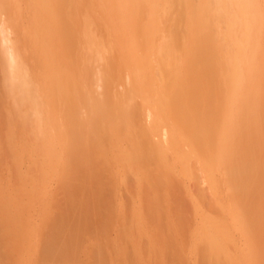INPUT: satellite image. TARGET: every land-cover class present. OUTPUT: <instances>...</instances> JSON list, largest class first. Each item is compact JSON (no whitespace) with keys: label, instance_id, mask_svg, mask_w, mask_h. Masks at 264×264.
<instances>
[{"label":"rangeland","instance_id":"1","mask_svg":"<svg viewBox=\"0 0 264 264\" xmlns=\"http://www.w3.org/2000/svg\"><path fill=\"white\" fill-rule=\"evenodd\" d=\"M75 1L55 3L54 12L66 23V31L60 35L56 29L46 30L47 40L54 41H50L51 47L56 41H64L56 43L63 49L62 63L58 59L60 52L56 58L52 51L55 58L51 55L50 60L59 61H55L56 66L49 62L54 68L53 80L62 77L59 70L55 73L60 64V73L67 68L66 78L75 76L72 67L91 56L84 50L82 37L86 34L97 39L93 44L98 46L96 50L108 57L102 49L109 43L103 16L100 11L94 15L86 6L76 7ZM44 2L0 0V264H211L206 259V219L217 223L231 238L225 254L214 264H228L229 257L238 258L241 264H264V117L256 122L254 113L248 112L264 108L262 91L259 104L246 107L247 113L235 121L233 129L238 133L240 128L244 134L245 142L238 145L262 180L256 178L259 182L255 184L245 174V186L234 191L242 202L234 207L235 201L230 200L224 187L226 180L237 177L234 154L215 156L218 171H223L215 173L217 186L208 168L199 161L191 162L184 172L175 151L165 148L166 123L160 133L150 130L152 109L144 105L143 98L148 96L153 105L160 104L162 101L156 99L158 91L130 97L125 109L115 103L122 95L129 96L126 77L125 83L115 84L104 105L94 99L105 94L95 78L87 82V96L80 99L72 92L73 77H68L66 83L62 78L55 84L51 81L54 92L49 91L36 59L42 48L38 44L41 49L35 52L29 40L37 39V31H45L48 26H44L45 11L40 9ZM177 20L184 19L178 16ZM162 31L166 35L169 29ZM49 44L45 42L44 46L48 48ZM12 56L17 59L14 64ZM156 58L157 53H153V67ZM105 60L94 61L95 67L104 71L108 62ZM10 64L22 69L14 71ZM121 66L120 62L112 67L118 70ZM15 72H19L17 81L22 86L12 78ZM146 78L131 81L138 84L146 82ZM212 93L209 107L203 109L206 116L218 119L223 112L231 113L229 93ZM97 113H114L117 121L132 128L131 133L125 126L119 131L107 130L111 138L100 149L99 138L104 132ZM65 133L72 138L68 143L62 139ZM247 136L253 137L249 143ZM235 137L234 132L229 136L232 140ZM147 142L152 147L166 145L155 155L140 147ZM231 145L236 146L233 141ZM135 147L144 150L136 153Z\"/></svg>","mask_w":264,"mask_h":264},{"label":"bare ground","instance_id":"2","mask_svg":"<svg viewBox=\"0 0 264 264\" xmlns=\"http://www.w3.org/2000/svg\"><path fill=\"white\" fill-rule=\"evenodd\" d=\"M56 1L64 4V0ZM56 1L45 0L42 8H40L45 11H43L44 19L46 20L44 26L48 25L44 28L45 31L41 30L42 32L39 33L37 31L35 34L36 38L41 39V41L32 37L29 38V40L31 39L30 47H33L35 52L37 49H43L41 51L37 50L39 53L37 52L36 59H38L39 66L44 71V73L42 72L45 78L44 82H46V85H44L48 89L51 88L49 91L52 93L54 92V88H52L54 81L63 79L62 83H66V79L69 77L66 78L64 76L67 68L62 70L63 67H61L62 72L60 73L59 67L61 64H58L59 66L55 68V73L57 74V70H59L58 74L62 76V79L55 77V80H53V75L55 74L54 72L52 73L53 75L51 74V71H54L51 65H54L57 60L54 59L55 56L57 58L60 52L61 57L60 50L63 51V49L59 48L61 44L56 45V43L64 41H61L62 39L60 42L56 41L55 44L53 43L54 46L51 47L52 44H49L51 39L49 41L45 37L46 32L51 29H47L48 27L56 29L58 34H62L67 29L65 28L66 23L57 18L54 12L57 8ZM71 1L74 2V0ZM86 1L76 0L74 4L78 8L86 6L88 11L93 12L94 15H96L97 11H100L107 28L108 39L106 42H109L102 49L105 53H108V57L104 56L100 49L96 50L98 46L93 44H96L95 40L97 39L89 36V34L82 37L84 50H88L91 56L82 58L78 65H75L77 68L75 66L72 67L76 77L72 72L68 74H73L69 78L73 77L74 80H72L73 85L71 86L73 87L74 96L78 99L82 96H87L84 94V90L85 87L87 89L86 84L91 81L90 78H95L97 85L99 87L102 86L104 89V95L94 98L98 103L103 102L102 105L105 104L106 99H109L115 84L117 86L122 84L123 81L124 83L126 82L125 77L127 78L129 96L122 95L116 101L115 106L118 108L125 109V106H128L131 102L129 100L130 97H138L140 94L149 95L153 90L158 91L156 99L162 101L160 104L153 105V101L148 96L144 97L143 101L147 108L152 109L151 118H153V123L150 130L153 133H160L165 123L168 126L166 137L168 145L152 147L147 142L140 147L152 151V154L155 155L158 154L159 150H163L164 146L165 148L173 149L176 161L181 165L184 172L189 170L191 162L199 161L203 163L210 174L213 175L210 176L213 178L214 186H217L215 173H223V171H218L217 169L218 163L214 162L215 156L218 153L221 156L233 153L235 164L239 168L237 169V177L233 181L226 180L225 185L224 183L223 185L227 190L228 196H230V200L232 202L235 201L234 207L242 202L237 197L239 194L236 195L234 191L237 188L240 190L241 187L245 186L244 175H249L251 181L254 179L255 182L254 180L252 182L255 184L259 182L256 178L261 177L258 176L257 171L255 172L250 161L248 163L247 159L244 158V149H240L242 147L238 145L245 142L244 134L242 135L240 128L238 133L233 131V129L236 122L244 118V114L245 112L247 113L249 108L248 106L254 103L257 105L260 102L261 91L262 96H264V0H89L88 3ZM145 11H147V15L143 14ZM36 13L34 14L37 15ZM178 16L183 17V22H178ZM165 23L168 26H165L167 25ZM166 27H168L169 31L165 35L162 28ZM156 39L159 41L157 44L158 48L154 47L157 43ZM45 42L49 44L48 48L44 46ZM38 44L41 48H38ZM33 50L32 52H34ZM52 51L55 56H53ZM153 53H157L155 67L151 64ZM51 55L54 57V61L50 60L52 59ZM62 57L59 58L58 55L60 63H62ZM12 58V63L16 62V56H12ZM102 59L103 61L104 59L108 60L106 65L104 64L106 66L104 71L100 68L97 69L94 65V61ZM49 62L53 63H50L51 65L49 66ZM57 62L59 63V61H56L55 64ZM120 62L122 63L121 69L113 70L112 66H115L116 63L120 64ZM13 64H10L11 67ZM16 65L13 66L14 71L15 68H18ZM63 72L64 74H62ZM49 73L50 75H48ZM12 75H14L12 78L17 81L19 72H15ZM145 78L146 82L138 84L131 81V79L140 81ZM21 82L23 83V81ZM28 82H31L30 79ZM218 91L229 93V109H232L233 112L232 110L231 113L223 112L218 119H214L210 118V114L207 117L203 109L211 102L210 93ZM249 93H255L256 95H246ZM88 97L90 98L91 95H88ZM164 101L169 102L166 103ZM262 101L264 102V97ZM53 102L57 103L56 96L53 97ZM246 107L248 108L246 109ZM262 110H264L263 107L254 108L248 112L254 113V118L257 122L258 118L264 117V111ZM235 112L238 113L235 114ZM125 115L128 118L131 116L127 112ZM233 115L235 116L233 117ZM96 117L101 121L102 131L104 132L99 138L100 149H103L105 142L111 138L107 130H120L127 123H122L120 120L117 121L114 113H97ZM183 123L187 125L185 126ZM242 128L244 129V127ZM131 129L128 127V134L131 133ZM233 132L236 135V139L232 140L229 136ZM248 136L246 137L247 143H249V138H253ZM63 138H65L66 143L72 140L66 133L62 136ZM232 141L233 144H236L235 147L231 145ZM136 147L134 148L135 150L132 148L134 151H138L136 153L144 150L142 148L140 151V147L137 149ZM257 152L254 155V159H257ZM234 197H236V200H234ZM93 212L95 211L93 210ZM205 234V245L209 254V259H206L211 264H214L217 259L223 256V253L225 254L227 244L231 238L227 231L222 230V227H218L217 223L210 222L207 219L205 220ZM228 264L241 263L238 258L229 257Z\"/></svg>","mask_w":264,"mask_h":264}]
</instances>
